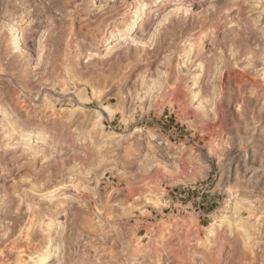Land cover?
Returning <instances> with one entry per match:
<instances>
[{"label": "rangeland", "instance_id": "rangeland-1", "mask_svg": "<svg viewBox=\"0 0 264 264\" xmlns=\"http://www.w3.org/2000/svg\"><path fill=\"white\" fill-rule=\"evenodd\" d=\"M21 1L0 264H264V0Z\"/></svg>", "mask_w": 264, "mask_h": 264}, {"label": "bare ground", "instance_id": "bare-ground-1", "mask_svg": "<svg viewBox=\"0 0 264 264\" xmlns=\"http://www.w3.org/2000/svg\"><path fill=\"white\" fill-rule=\"evenodd\" d=\"M4 1H6L7 2V0H4ZM24 2H26V0H22L21 1V3H24ZM36 5V4H35ZM32 8V7H31ZM27 9V8H26ZM36 11H37V7L36 6H34L31 10H25L24 11V13L25 14H27V13H36ZM104 22V21H103ZM47 72V71H46ZM247 259V258H246Z\"/></svg>", "mask_w": 264, "mask_h": 264}]
</instances>
